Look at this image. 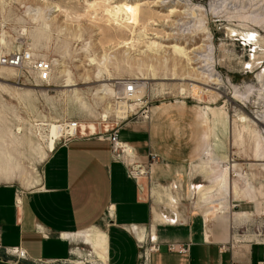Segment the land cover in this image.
<instances>
[{"label": "rangeland", "instance_id": "rangeland-1", "mask_svg": "<svg viewBox=\"0 0 264 264\" xmlns=\"http://www.w3.org/2000/svg\"><path fill=\"white\" fill-rule=\"evenodd\" d=\"M23 50L52 69L39 83L0 66V184L33 189L69 138L57 127L134 128L143 158L125 163L158 213L173 195L187 215L211 207L202 198L264 216V0H0V57ZM62 264L103 263L86 248Z\"/></svg>", "mask_w": 264, "mask_h": 264}, {"label": "crops", "instance_id": "crops-1", "mask_svg": "<svg viewBox=\"0 0 264 264\" xmlns=\"http://www.w3.org/2000/svg\"><path fill=\"white\" fill-rule=\"evenodd\" d=\"M141 132L119 130V141L128 145L126 157L133 151L140 157L145 144ZM259 184L255 191L264 190V183ZM144 185L128 174L107 140L82 135L65 139L48 155L33 189L0 184V264H62L86 248L100 259L90 233L103 238V264H140L141 246L153 243L159 249L147 253L146 264L264 263L259 202L247 201L233 213H214L218 204L201 198L211 207L186 215L184 224L169 225L161 220ZM170 244L188 250L169 251ZM11 248L25 251L27 260L6 256L4 250Z\"/></svg>", "mask_w": 264, "mask_h": 264}, {"label": "built area", "instance_id": "built-area-1", "mask_svg": "<svg viewBox=\"0 0 264 264\" xmlns=\"http://www.w3.org/2000/svg\"><path fill=\"white\" fill-rule=\"evenodd\" d=\"M0 66L4 68H8L11 70H24L27 74H30L33 76L34 79H36L39 83H45L49 81L50 73L52 69L51 62L48 60H45L41 58L40 56L34 54L30 50H23L22 52L12 53L7 56H1L0 57ZM137 92V84L134 81H128L123 85V93L127 97H132ZM71 128L74 130V133L72 135H69V137H74L76 135V129L78 127V124H70ZM70 128V127H69ZM119 130L120 128H114L110 130L109 132H106L103 135L97 136L100 139L107 140L110 145L112 152L116 154L117 157H120L125 167L127 168L128 174L131 177H136V173L131 172V170L128 167V164L125 163V159L128 154L125 153V147L128 146L127 144L121 143L119 141ZM81 136V134L79 135ZM132 149V148H131ZM133 151V149H132ZM137 156H135V153L133 151L132 157L128 156V160L135 159ZM140 167V166H139ZM169 189L173 192H176L178 189H181L180 184L172 183L171 186H169ZM168 212L166 213H159V216L163 222H166L169 225H178V224H184L186 220V215L184 210L181 208L178 209L177 206V200L173 195L168 197ZM167 209V208H166ZM198 214V213H197ZM152 237L150 238V241H152ZM144 244V241H142ZM141 244V245H143ZM145 245V244H144ZM142 255L141 259L143 260V264H146V256L147 253L152 251H157L159 249V246L155 243L151 244L149 247H142ZM169 251H176L177 247L175 245L170 244L168 246ZM188 247H180L177 251L179 252H187ZM4 254L6 256L12 257L16 262L27 260V256L25 251L19 248H11V249H5ZM39 264H42L39 262ZM264 264V263H263Z\"/></svg>", "mask_w": 264, "mask_h": 264}, {"label": "bare ground", "instance_id": "bare-ground-1", "mask_svg": "<svg viewBox=\"0 0 264 264\" xmlns=\"http://www.w3.org/2000/svg\"><path fill=\"white\" fill-rule=\"evenodd\" d=\"M137 93H138V91L135 93L134 96H132L131 99H134L133 101H137L138 100ZM121 104H123V106L120 108V111L119 110L118 111L121 112L122 117L125 119L126 118L127 109L130 108V107L128 105H126V103H121ZM90 127H91L92 131L94 132V130H95L94 126L93 125H90ZM82 129H84V126L83 125H82ZM57 130L59 131V133H61V137H65V134L66 135H72L74 133V130L71 128V125H64L63 128L57 127ZM60 131H62V132H60ZM260 144H262V143H259L258 144V147L259 148L261 146ZM226 186H227L226 181H222V187H226ZM90 236H91L92 241H93V247L95 249L96 255L101 260H104L103 238L101 237V235H99L97 233H90Z\"/></svg>", "mask_w": 264, "mask_h": 264}]
</instances>
